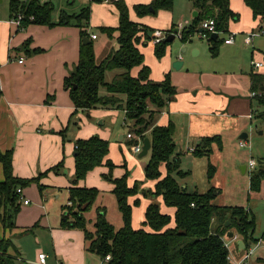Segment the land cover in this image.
<instances>
[{"label": "trees", "instance_id": "1", "mask_svg": "<svg viewBox=\"0 0 264 264\" xmlns=\"http://www.w3.org/2000/svg\"><path fill=\"white\" fill-rule=\"evenodd\" d=\"M107 0H90L92 4H103ZM252 10L255 19H261L264 24V0H244ZM114 4L119 13L118 28H101L109 38L118 37L119 49L113 50L101 64L96 62L94 42L89 35L91 19L90 8L84 9L80 15L70 16L62 12L57 23L52 20L53 8L49 3L41 5L27 3L23 0H11L10 17L18 14L25 15L24 29L30 25L47 26H76L81 30V46L79 62L73 73L65 78V90L75 106L73 116L80 111H91L97 108H117L126 113V123L132 124V131L136 139L149 138L152 142L150 161L145 167V176L148 181H156L155 192L152 197H161L169 208L176 210L175 227L170 228L173 218L163 214L159 205L152 203L146 210L144 227L150 229L135 230L132 226V207L128 203L130 197L141 194L140 184L136 182L133 187L127 184V177L113 180L119 209L122 213L123 227L116 230L105 220V214L100 215L96 224L95 234L86 230L84 212L96 201L99 193L95 189L80 187L92 170L107 166L111 170L115 167L108 159L109 144L99 137L76 142L75 177L73 185L68 189L69 203L65 207L62 221L63 228L83 231L87 242V250L99 256L102 264H229V249L226 246L225 236L236 231L239 238L246 244V250L264 242V234L256 240V220L254 215L244 208H229L214 205L220 191L213 189L205 194L198 191L190 192L178 182L177 177L184 176L180 170V158L173 159L176 153L174 141L175 126H159L158 119L167 109L176 94L172 86L171 76L167 75L163 82L155 83L150 79L151 70L145 65V57L138 49L140 34L151 39L149 34L154 30L142 26L130 19V10L124 0H109ZM194 6L199 10L195 19V28H186L182 31V41L186 43L191 37L201 30L202 23L207 19H214L218 31V39L213 40L212 34L203 32L211 46L214 58L219 56L220 34L229 33V22L238 21L239 17L230 7V0H194ZM174 0H154L150 5L135 6L139 17L156 16L160 11L171 12ZM30 17L35 20L30 21ZM197 27H200L198 30ZM175 28L167 32L168 36ZM166 33V32H164ZM89 38L90 44H83ZM153 38V37H152ZM154 40V39H153ZM31 40L23 44V48L30 47ZM171 43L165 40L156 44L155 56L161 60L167 53ZM22 48V49H23ZM43 50L29 51L31 56L42 53ZM140 69L138 76L132 72ZM119 71L111 82L106 81L108 72ZM251 91L253 102L259 107L253 117L264 121V74L251 75ZM102 89L107 94L101 95ZM67 130H65L66 132ZM64 134V132H63ZM220 136L207 138L195 148L194 156L208 155L212 151L211 144L220 141ZM0 163L3 167L5 181L0 182V212L5 229L16 227L15 218L21 210L22 194L24 190L38 184L42 192L45 187L40 186V181L47 174H62L64 164L60 163L37 178L24 179L16 177L13 167V152L3 153L0 150ZM251 173V191L261 192L264 182V161ZM165 166L166 174L163 176L161 168ZM109 180V177H108ZM147 192H145V195ZM139 201H136L138 204ZM81 207H84L83 209ZM229 223L226 228L225 224ZM15 246L7 240L0 241V264H16L17 257L10 254ZM110 256L109 262H104Z\"/></svg>", "mask_w": 264, "mask_h": 264}, {"label": "crops", "instance_id": "2", "mask_svg": "<svg viewBox=\"0 0 264 264\" xmlns=\"http://www.w3.org/2000/svg\"><path fill=\"white\" fill-rule=\"evenodd\" d=\"M124 1L129 7L130 19L133 22L166 34L174 28L181 30V37H177L170 44L162 60L155 57L156 44L153 38L148 39L141 33L140 43L137 46L145 57V65L151 70L150 79L153 82L161 83L167 75L171 76L176 94L160 115L158 125L174 124L175 142L184 144L183 136L189 140L194 133V127L196 128L195 122H207L208 120L204 121L208 119L207 117L218 118L223 115L228 117L233 114L253 119V114L259 110V107L254 106L251 75L264 74L262 71L264 67L257 70L253 66V62L264 63V38H258L253 46H246L243 37L246 33L262 29L264 26L260 18H254L252 10L250 12L245 6H237L238 0H230L231 10L235 14L239 13L245 21L240 19L239 23L230 22L228 35L236 34V42L233 45L224 44L219 56L212 58L215 64H220L222 61L225 65L217 68L214 67V62L209 60L211 57L208 52L209 43L208 46L204 44L206 38L200 31L186 43L182 41V31L187 27L185 24L190 23L188 18L184 21L185 24H182L183 21L177 24L175 15L168 11H160L156 16L139 17L134 7L150 5L154 0ZM194 14L196 19L198 12ZM118 26V10L109 0L103 4L91 5L88 32H91L93 27L101 29L118 28ZM90 36L93 39L96 35ZM28 40H31V44L24 57L20 46ZM98 41L99 37L93 39L95 46L98 45ZM81 42V30L76 26L50 28L30 25L20 33L11 25L10 19L0 21V150L3 153L13 152L16 177L34 178L60 163L65 167L62 174L50 173L42 181L41 184L45 189L39 194L28 191L29 188L23 190L21 210L15 218V228L5 229L0 212V241L7 240L15 246V250H10V254L17 257L16 264H39L40 254L47 256V264H88L90 252L87 250L84 232L63 228L62 221L59 220L60 214L64 216L61 209L63 204L57 205L52 202L62 198V188L72 187L76 142L85 138L82 135L83 130L74 140L68 136L75 106L64 86L65 78L73 73L79 62ZM35 49H41L43 52L31 56L29 51ZM185 49L186 52L182 53ZM244 50L248 53L252 51L250 73L244 68V60L250 58V55L244 58ZM179 59L185 63L180 70H176L174 63ZM218 61L219 63H216ZM228 64L230 67H227ZM233 65L234 70L231 68ZM139 71L140 69L134 70L133 76L137 77ZM119 73L117 71L114 77ZM112 110L121 109L112 108ZM94 133L97 131L92 129L86 138H90ZM124 138L122 136L121 140ZM129 142L132 143L130 140ZM197 147L188 145L184 150L189 151ZM244 167L246 174L249 168ZM4 181L5 175L0 163V182ZM134 183L130 186L132 187ZM156 183L147 180L142 184V188L155 192ZM79 186L85 187L82 182ZM68 189L67 193H69ZM262 190H264V182ZM140 196L141 194L136 197L140 198ZM153 199L161 203L159 207L163 214L173 218L170 228L175 227L176 210L167 207L161 197L157 199L153 197L148 202L146 210L154 203ZM25 200H29L30 204L25 205ZM139 228H135L134 224L135 230ZM141 229L150 231L149 228L144 227V223ZM226 246L229 249L228 242ZM262 248L260 241L256 244L255 252ZM234 253L236 256L233 258L240 261L244 251L240 252L237 248L240 257H237L236 252Z\"/></svg>", "mask_w": 264, "mask_h": 264}, {"label": "rangeland", "instance_id": "3", "mask_svg": "<svg viewBox=\"0 0 264 264\" xmlns=\"http://www.w3.org/2000/svg\"><path fill=\"white\" fill-rule=\"evenodd\" d=\"M238 1L237 6H245L246 9L251 12V9L243 0ZM49 4L53 8L52 20L57 23L62 12H65L70 16L80 15L84 9L90 8L91 2L90 0H51ZM10 5L11 0H0V21H8L10 19ZM194 5V0H174L173 10L169 13L175 15L177 24H179L180 21H183L182 24H185L184 21L188 18V21L191 24H185L187 27L184 28H191L193 26L195 28L194 13L199 12V10ZM236 15H238L239 19L234 22L239 23L240 19L245 21L244 17H241L239 13ZM232 21L233 20L230 22ZM197 28L198 30L200 29V27ZM22 32L23 31H20V33ZM92 34L99 37V41L97 42L98 45H94V48L96 62L97 64H101L113 50L119 49L118 37L109 38L101 31V29L95 27L91 29V32H89V35ZM164 34L166 35V33ZM226 35L227 34H220V40L223 41L224 38L227 37ZM204 44H207L206 46H208L207 40ZM223 45L224 43L220 45V50L224 47ZM20 47L23 48V45ZM208 47V52L211 56L209 60L214 62V59H212L213 55L210 50L211 46L209 45ZM27 50V47L23 48L21 54L24 57ZM14 52H16V50ZM244 52V58L250 55L249 60H244L245 71L250 73L252 68V51L250 50L248 53L244 50ZM216 63H219V61ZM213 64L214 67L217 68L224 65L222 61H220V64H215V62ZM227 67H230L229 64ZM231 68L234 70V65ZM115 73H117V71L108 72L106 74V81L111 82ZM106 94V90L102 89L101 95L103 96ZM254 106L256 108L257 105ZM124 112V110L117 111L112 110V108L102 107L91 111H80L77 115H72L71 129L68 132V136H71V140L78 137L79 133L83 130L82 135L85 138L81 140L99 137L100 139L108 142L109 154L107 159L115 166L112 170L105 165L96 168L89 172L84 180L80 181V183L82 182V185L85 187L95 189L99 193L96 201H94L89 209L84 212L86 230H88L91 234H95L96 224L100 215L103 213L105 214V220L117 231L123 227L122 213L113 193L115 186L112 179L116 180L127 177V184L130 188V184L134 182L133 186L136 182L141 185L139 187L141 190L140 198L135 196L128 199V203L132 207L133 228L135 224V228L140 227L139 230L141 229L144 223L146 207L148 206V202L153 198L152 195H150L152 191L144 190L142 188V184L147 182L145 177V167L150 161V156L140 159L139 154L135 155L132 152L131 147L133 144L126 138L127 134L132 131V124L130 122L124 124V120L126 118V114ZM232 115L233 114L228 117L223 115L218 118L215 116L207 117L208 119H204V121H208L203 123L196 121V128L194 127V133L189 140L183 136L185 141L184 144L180 145L175 142L177 148L173 159L177 157L180 158V170L184 173V176L182 177H175L181 186H188L190 192L198 191L200 194H205L213 189L219 190L220 194L213 202L216 206L224 208H244L245 210L250 211L256 220L254 238L256 240H260L264 234V190L261 189V192L255 193L250 191L251 172L248 170V172L244 174L243 167H249L250 160H255L258 166H260L261 161H264V121L259 120L256 117L250 119L248 117ZM92 129L97 131V133H94V135L90 136V138H86ZM243 134H247L249 137L247 139H241ZM122 136L125 137L124 140H121ZM216 136H220L221 140L214 141L211 144L212 151L208 155L206 154L196 157L192 152L190 153L189 151L184 150L185 146H200L204 139L215 138ZM241 143H246V146H241ZM161 170L163 174L166 173L165 166H163ZM38 176L34 178H37ZM48 176L49 174L41 179L40 186L42 185V181ZM71 185H73V183ZM28 188L27 189L30 192H37L38 194L41 192L38 184H33ZM67 189H61L62 198L60 200H52V202L57 205L63 204V207L61 208L63 209V212L65 207L72 205L71 203L68 204L69 193H67ZM145 192H147L146 195ZM137 200L139 201L138 204H136ZM153 202L161 206V203H159L158 200L153 199ZM34 205L35 204L33 203V206ZM81 208L83 209L84 207ZM52 216L55 217L54 215ZM63 217L64 216L60 214L59 220L63 221ZM233 232L236 237H240L236 231ZM30 238L31 237H29V239ZM238 238L232 240L228 238V236L224 237L225 241L229 243V252L231 251L229 257L231 258L236 256L234 252L237 253V240H242L241 238ZM30 240L33 239L31 238ZM251 245L252 246H250L249 249L256 248V243ZM262 246V249H259V251L252 255L249 260V264H264L263 241ZM32 247L33 246H31V248ZM239 255L240 254L237 253V257ZM87 263L101 264L99 256L91 252L88 255Z\"/></svg>", "mask_w": 264, "mask_h": 264}, {"label": "built area", "instance_id": "4", "mask_svg": "<svg viewBox=\"0 0 264 264\" xmlns=\"http://www.w3.org/2000/svg\"><path fill=\"white\" fill-rule=\"evenodd\" d=\"M24 2H27V3H35V4H41V5H44V4H47L49 3L51 0H23ZM26 17L25 15L23 14H18L16 15L15 17H12L10 18V23L11 25L15 26L18 31H24V27H23V23L25 21ZM30 21H34L35 18L34 17H30L29 18ZM201 28L202 30H204L205 32H207L208 34H219L217 29H216V22L214 19H208V20H205L202 25H201ZM168 35L164 34L163 32H160V31H157V32H154L153 34V39H154V42L155 44H159L160 42H162L163 40L166 39ZM178 37H181V33L178 35ZM203 37H206V36H203ZM236 38H237V35L236 34H230L227 36V38L224 40V44L226 45H233L235 44L236 42ZM258 38H264V28L262 29H257V30H252L248 33H246L243 37V41H244V44L246 46H253L256 39ZM93 39H96V36L93 37ZM21 63L23 62V59L20 61ZM253 66H254V69H261L264 67V63L262 62H253ZM0 102H1V96H0ZM127 138L128 140L130 141H133L136 139V137L134 135H132L131 133H129L127 135ZM143 141L141 138L138 139V141L132 145V151L134 154H140L142 152V146H143ZM241 146H246V143H241ZM195 149L194 148H191L189 149V152L191 153H194ZM257 167V164L255 162V160H251L249 162V170L250 172L252 173ZM18 193L19 194H22L23 193V190L22 189H19L18 190ZM24 204L25 205H29L30 204V201L29 200H25L24 201ZM255 254V248H251V249H248V250H245L244 251V256L243 258L240 260V261H237V260H234L233 258L229 257L228 260H229V264H249V260L251 259L252 255ZM111 260V257L108 256L106 257V260L104 262H109ZM39 264H47V256L45 254H40L39 255Z\"/></svg>", "mask_w": 264, "mask_h": 264}, {"label": "water", "instance_id": "5", "mask_svg": "<svg viewBox=\"0 0 264 264\" xmlns=\"http://www.w3.org/2000/svg\"><path fill=\"white\" fill-rule=\"evenodd\" d=\"M196 15H198V14H196ZM203 32H204V30L201 29V30H200V33L202 34ZM180 33H181V30H180L179 28L175 29L174 32H173L171 35L167 36V38L165 39V42H166V43H173V42L176 40V38L178 37V35H179ZM149 36L152 38L153 34L150 33ZM212 39H213V40H217V39H218V35H217V34H213V35H212ZM90 43H91V41H90L89 38H85V39L83 40V44H85V45L90 44ZM185 52H186V49L182 51V53H185ZM192 54H193V56H194V53H192ZM183 65H184V61H182V60L179 59V60H177V61L174 63V68H175L176 70H180L181 67H182ZM246 138H247V135H246V134H243V135L241 136V139H246ZM151 148H152V142H151V140H150L149 138H146V139L143 141L142 152L139 154V158H140V159H143V158L148 157L149 154H150ZM75 155H76V154H75ZM244 168H245V167H244ZM184 187H185V186H184ZM229 226H230V225H229V223L227 222V223L225 224V227L228 228ZM227 236H228V238H230V239H232V240L236 239V235H235L234 232H229V233L227 234ZM237 245H238V248H239V251H240V252L246 250V244L244 243V241H242V240H237Z\"/></svg>", "mask_w": 264, "mask_h": 264}]
</instances>
